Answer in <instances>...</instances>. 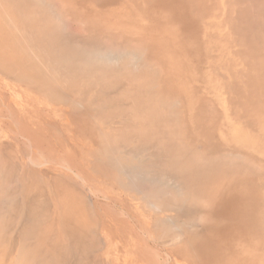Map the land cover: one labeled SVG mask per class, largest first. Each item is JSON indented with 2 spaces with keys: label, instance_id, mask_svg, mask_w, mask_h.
Masks as SVG:
<instances>
[{
  "label": "bare ground",
  "instance_id": "obj_1",
  "mask_svg": "<svg viewBox=\"0 0 264 264\" xmlns=\"http://www.w3.org/2000/svg\"><path fill=\"white\" fill-rule=\"evenodd\" d=\"M59 1L0 0V72L68 102L59 108L70 117L73 141L92 138L84 157L106 155L107 183L145 211L148 219L136 222L144 240L176 239L195 264H250L243 253L264 264V0H187L198 37L168 44ZM131 1L144 16H161L160 1ZM1 175L6 264H69L64 230L81 245L90 237L106 243L104 212L90 211L81 194L62 224L55 210L36 230L10 238L3 217L15 193Z\"/></svg>",
  "mask_w": 264,
  "mask_h": 264
},
{
  "label": "rangeland",
  "instance_id": "obj_2",
  "mask_svg": "<svg viewBox=\"0 0 264 264\" xmlns=\"http://www.w3.org/2000/svg\"><path fill=\"white\" fill-rule=\"evenodd\" d=\"M97 4L101 9L105 7L103 2ZM130 8L133 9V6L130 5ZM72 9L77 11L75 8ZM79 12L85 14V11ZM135 13L133 10L131 14L134 18ZM85 15L97 20L91 14ZM147 21L151 20H145L144 26L147 25ZM116 22L122 23L123 26L136 27V19L130 17ZM172 25L168 27L157 22L154 26L156 38L163 39L167 44L170 42L169 38L173 37L187 43V34L184 35L178 26ZM150 37L146 36L144 39L152 42ZM197 37L196 34L191 39ZM52 85L56 83L53 82ZM34 86L37 85L26 86L15 77L0 72V173L7 178L10 192L15 193L12 206L3 217L4 233L6 230L12 238L13 235L36 230L44 223L43 217L54 213L55 210L56 219L62 224V213L71 212V202L81 194L87 200L90 211L104 212L102 220L107 224L102 236L106 238V243H103V240L101 243L91 241L90 237L86 245H81L64 230L62 243L67 250L65 253L69 264H182L183 258L191 262L183 254L185 252L183 244L175 242L176 239L168 241L158 236L157 239L146 237L144 240V232L136 222H140L138 216L144 222L148 217L144 214L143 208L140 207L142 211H138L134 206L130 193H122L115 185L107 183L108 179L113 181L112 173H106H110L108 169H111L107 156L96 150L100 161L84 157L82 150L90 149L92 138L82 134L78 138L79 141H73L76 139L73 136V129L70 130L69 127L70 117L59 108L68 102L42 94ZM78 101L79 98L74 97V103ZM83 109L77 105L74 110L80 113ZM115 201L124 203V208L122 206L120 209ZM114 213L119 217L114 218ZM162 213H157L150 220H157L159 215H165ZM127 221L136 227L130 228ZM125 223L133 231L125 228ZM129 232L133 233L130 235ZM29 242H34V239H29ZM236 251L238 255L243 253L237 249ZM2 252L4 253V250ZM243 255L252 261L250 264H255L251 256H246L245 253ZM175 259L179 262H175ZM191 260V264H195L192 258ZM0 262L6 264V261L1 259Z\"/></svg>",
  "mask_w": 264,
  "mask_h": 264
},
{
  "label": "crops",
  "instance_id": "obj_3",
  "mask_svg": "<svg viewBox=\"0 0 264 264\" xmlns=\"http://www.w3.org/2000/svg\"><path fill=\"white\" fill-rule=\"evenodd\" d=\"M102 1L106 2V3H104L106 5L103 9H101L100 8L101 6L97 4L98 2H102ZM107 1H109L110 3ZM158 1H160L163 4V11L161 12V16L157 15L155 17V19L151 18L147 15L144 16L143 12H141V11L140 12L136 11V13H138V14L135 13L136 18H134L131 15L133 13V9L130 8V5H133L132 4L133 1H131V0H97V1L96 0H62V4L67 5L69 8L70 7L75 8L76 10H78V12H79V10L85 11L84 12L85 14H87V13L91 14V16L93 18L98 19V20L104 19V20L118 21V20H124L125 18L129 19V17H130V19H136V23H135L136 28L131 33L134 34L136 37L140 36L139 37L140 40L142 39V36L146 37L147 35L151 36V34H152V36H153V35L157 34V32L154 31L155 30L154 26L157 25V22L164 23L168 27L171 26L172 24L174 26H178L179 30L184 35L188 34L189 40L191 39V37L193 35L197 34L198 31L196 29H193V28L190 29V25H191V18L190 17L191 16L189 14L190 11H188L190 9H189V6H187V4H188L187 0H176V1L175 0H158ZM217 2L219 5L223 4V0H219ZM186 11H187V13H186ZM96 14H99V15H96ZM125 15H126V17H125ZM128 15H130V16L128 17ZM138 15H140L141 18ZM152 16H154V15L152 14ZM203 16L206 19L208 17V13L204 12ZM210 17H211L210 18L211 21H213V22H219L220 21V17L215 15V14H210ZM144 19L145 20L154 19V21L152 22L153 29L148 28L149 27L148 25H150L149 23L151 21H147V25L144 26V21H145ZM207 19H209V17ZM167 22H169V23H167ZM263 24H264V22H263ZM262 27H264V25ZM262 30H263V28H262ZM140 32H141V34H140ZM148 32H150V33H148ZM262 36L264 37L263 33H262ZM262 38H260V39H262ZM259 41H260V43H262L264 40L263 41L259 40ZM188 50L192 51L191 45L188 46ZM201 85L204 87V84H201ZM182 261H183L182 264H190V262L187 261L186 258H183ZM175 262L178 263L179 260L175 259Z\"/></svg>",
  "mask_w": 264,
  "mask_h": 264
}]
</instances>
